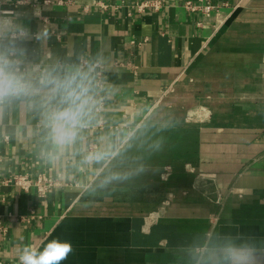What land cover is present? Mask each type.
Here are the masks:
<instances>
[{"label": "crops", "instance_id": "crops-1", "mask_svg": "<svg viewBox=\"0 0 264 264\" xmlns=\"http://www.w3.org/2000/svg\"><path fill=\"white\" fill-rule=\"evenodd\" d=\"M8 0L32 39L36 63L81 60L105 68L107 102L98 119L117 132L83 130L58 164L43 155L36 111L0 119L10 137L0 180L45 173L58 182L45 198L0 187L4 264L25 246L69 241L61 264H195L225 234L264 243V0ZM225 4V6H224ZM92 144L112 155L82 163ZM119 177V179H113ZM41 217L20 221L30 210Z\"/></svg>", "mask_w": 264, "mask_h": 264}, {"label": "clouds", "instance_id": "clouds-1", "mask_svg": "<svg viewBox=\"0 0 264 264\" xmlns=\"http://www.w3.org/2000/svg\"><path fill=\"white\" fill-rule=\"evenodd\" d=\"M8 0H0V5ZM30 29L20 15L0 7V119L17 107L36 111L45 132L42 155L58 164L82 141L84 129L98 124L105 96L97 71L99 62L36 63L29 58ZM88 152L82 163H99L112 155L107 150ZM119 179V177H113ZM73 252L69 241L50 240L42 248L25 246L20 264H61ZM195 264H264V243L254 236L225 234L212 245L199 249Z\"/></svg>", "mask_w": 264, "mask_h": 264}, {"label": "built area", "instance_id": "built-area-1", "mask_svg": "<svg viewBox=\"0 0 264 264\" xmlns=\"http://www.w3.org/2000/svg\"><path fill=\"white\" fill-rule=\"evenodd\" d=\"M57 3L62 4L65 3V0H56ZM94 4L96 6L102 8H108V5L103 3L100 0H94ZM163 6V0H146L138 5L139 10H145L151 8L155 11H159ZM185 8L191 13H201L206 17H210L213 13H220L222 6H214L210 2H206L204 0H199V2L187 1L185 3ZM225 6V4H224ZM101 65V64H100ZM97 71L100 73L99 79L102 81L105 92L101 93L102 96L106 97V74L105 68L103 65ZM107 102V97L104 99L102 109L104 108ZM100 111V112H101ZM99 112V113H100ZM100 122L92 127H89L84 130H97V131H109V132H117L123 128L121 121L115 122H107L104 119H100ZM1 127V124H0ZM10 144V137L8 135L2 134L0 130V168L1 164L4 160V149ZM98 146L96 144H92L89 148L88 152L97 151ZM14 186L19 188L25 192H29L31 189H36L37 195L40 198H45L48 194H50L55 188L58 186V182L45 173L36 176L35 178L28 176L27 174H13L8 177H4L0 180V187L2 186ZM41 217L37 214L36 210L31 209L30 213L26 216H21L20 221L23 223H31L32 221H37ZM8 236V227L2 223V219L0 218V237L5 239ZM3 251V244H0V264L3 260L1 258V253Z\"/></svg>", "mask_w": 264, "mask_h": 264}]
</instances>
